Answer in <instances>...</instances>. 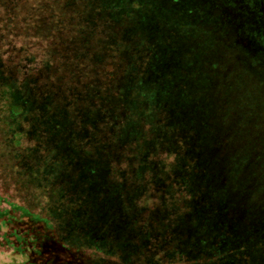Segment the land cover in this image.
Masks as SVG:
<instances>
[{
  "label": "rangeland",
  "instance_id": "1",
  "mask_svg": "<svg viewBox=\"0 0 264 264\" xmlns=\"http://www.w3.org/2000/svg\"><path fill=\"white\" fill-rule=\"evenodd\" d=\"M233 5L83 0L70 21L67 14L37 21L49 24V37H2L25 49L4 51L0 72L28 83L19 116L0 88V196L48 220L34 228L47 236L54 264H212L199 255L206 247L195 224L213 216L217 198L223 212L227 196L214 73L227 74L228 38L239 56L258 40L255 17L248 32L242 19L249 3ZM231 10L239 25L227 19ZM227 87L222 82L224 102ZM8 261L0 255V264Z\"/></svg>",
  "mask_w": 264,
  "mask_h": 264
},
{
  "label": "trees",
  "instance_id": "2",
  "mask_svg": "<svg viewBox=\"0 0 264 264\" xmlns=\"http://www.w3.org/2000/svg\"><path fill=\"white\" fill-rule=\"evenodd\" d=\"M11 1L0 0L2 61L4 51L16 45V39L22 40L25 34L38 38L49 37V31L44 29V26L48 27L49 24L40 25L38 20L44 19L50 22V18L63 17L67 14L70 21L83 7V0H59L58 4L54 5L46 0ZM245 2L249 5L242 19L248 32L253 26L255 17L258 27L257 48L253 51L248 42L246 49L242 48L243 53L240 56L235 55L234 50L237 49L238 42L235 37L228 38L227 42L232 44L229 48L232 54L227 56V74L225 70L214 73L213 93L216 97L214 106L217 109L214 116L218 118L224 111L225 140L228 142L225 154L227 196L225 194L223 212H219L220 198H217L215 215L200 219L195 224V231L202 239L201 248L206 247L205 251H199V255L212 264H264V0H245ZM26 3L28 4L24 6ZM230 5H233V0H230ZM71 13H74L72 17ZM231 13L233 14L227 19L231 20L232 24L239 25L236 22L237 13L232 10ZM18 31L19 35L16 34ZM32 32H35V35ZM3 36H16V39L6 44L5 40H2ZM18 47L15 49L14 46L13 49H21V51L25 49L23 44H19ZM47 49L45 47L44 54H47ZM50 53L52 50L51 52L48 50V54ZM220 62H222L221 58ZM214 63L215 66L219 64L217 60ZM47 65H49L48 60L43 62L41 68L47 71L49 67H46ZM239 66L242 71L238 70ZM3 67L6 71L10 70L4 62ZM0 71H3V68ZM2 73L0 78H4L6 82H1L0 88L6 95V102L11 105L10 114L22 115L23 104L27 101L24 97V83H28V79L24 82L10 77L9 79H12L10 82ZM224 81H227L228 86L225 102L220 95V86ZM17 82L22 85L19 86ZM229 87L232 88L231 91ZM225 103L226 108L220 110L221 105ZM16 134V136L22 135L20 132ZM214 142L216 152L213 155V164L214 166L218 164L219 167L223 155L220 150L221 140L216 138ZM216 190L218 193L222 191L218 184ZM39 221L44 224L48 222L47 219L41 220L32 214L28 208L18 206L0 196V255L5 254L9 258V261L3 264H54L56 254L49 245H45L48 242L47 236L38 228H34ZM185 227L187 228L188 225L186 224ZM49 230H52L50 226L46 231ZM97 244L91 248L94 256L101 252ZM143 254L144 252L138 251L134 255L140 257ZM88 264L96 263L91 261Z\"/></svg>",
  "mask_w": 264,
  "mask_h": 264
}]
</instances>
